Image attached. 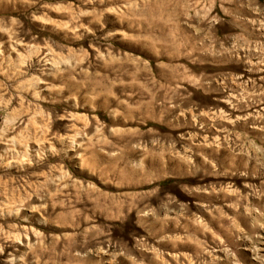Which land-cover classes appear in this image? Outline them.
I'll list each match as a JSON object with an SVG mask.
<instances>
[{"label": "rangeland", "instance_id": "1", "mask_svg": "<svg viewBox=\"0 0 264 264\" xmlns=\"http://www.w3.org/2000/svg\"><path fill=\"white\" fill-rule=\"evenodd\" d=\"M0 264H264V0H0Z\"/></svg>", "mask_w": 264, "mask_h": 264}]
</instances>
